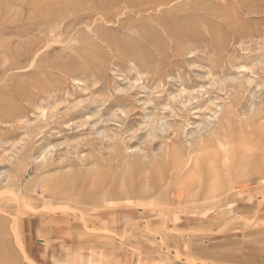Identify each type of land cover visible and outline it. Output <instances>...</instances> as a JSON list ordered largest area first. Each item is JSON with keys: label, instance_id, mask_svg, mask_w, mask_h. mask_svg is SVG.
<instances>
[{"label": "rangeland", "instance_id": "obj_1", "mask_svg": "<svg viewBox=\"0 0 264 264\" xmlns=\"http://www.w3.org/2000/svg\"><path fill=\"white\" fill-rule=\"evenodd\" d=\"M0 264H264V0H0Z\"/></svg>", "mask_w": 264, "mask_h": 264}, {"label": "crops", "instance_id": "obj_2", "mask_svg": "<svg viewBox=\"0 0 264 264\" xmlns=\"http://www.w3.org/2000/svg\"><path fill=\"white\" fill-rule=\"evenodd\" d=\"M51 224L54 225V226H52L53 229L58 230V231L51 230V238L56 239V240H51L52 252L56 253V251H58V249L60 251L63 250V245L69 244V242H70V247L67 250L69 252V255H66L65 259H69V260L72 259V252L73 253L79 252L81 255H86L87 251H95L96 255H97L98 252L96 251V249L101 248L100 243L110 245L111 243H113L112 241H114V240L109 239V241L103 242L102 240H104V239H102L101 241L97 242L96 241L97 239H101L103 237L95 234V235H84V236H82L81 239H83V240L80 242V236L81 235L79 234V227H77V224H74L75 227H73V223H71L68 219H66V221H63L62 225H60V223L53 221V220H51ZM66 225H67V227H66ZM63 227H66L65 230L60 232L59 228H63ZM41 228H45V226H41ZM66 233H68L69 235H67ZM38 234H39V237L42 238L40 233H38ZM59 237H64V238H62V240H60V239H58ZM66 237H68V238H66ZM75 239H76V242L74 243V245H72L73 240H75ZM77 240H79V241H77ZM39 241L43 242V244H49V241H46V239L39 240ZM58 246H60V248ZM31 253L35 254L34 251ZM31 255H33V254H31Z\"/></svg>", "mask_w": 264, "mask_h": 264}, {"label": "bare ground", "instance_id": "obj_3", "mask_svg": "<svg viewBox=\"0 0 264 264\" xmlns=\"http://www.w3.org/2000/svg\"><path fill=\"white\" fill-rule=\"evenodd\" d=\"M93 1V0H92ZM111 2V1H110ZM115 3V2H114ZM33 4V3H32ZM72 4H74V2L72 3ZM77 4V3H76ZM106 4H107V0H106ZM66 5V4H65ZM33 6V5H32ZM108 6V5H107ZM35 7V6H34ZM72 7H73V5H72ZM90 7V6H89ZM113 7V6H112ZM35 9H36V7H35ZM71 9V8H70ZM75 9H76V7H75ZM39 11V10H38ZM37 14V13H36ZM39 14V13H38ZM37 16V15H36ZM40 16V15H39ZM30 19V18H29ZM34 19H36V18H34ZM30 20H32V19H30Z\"/></svg>", "mask_w": 264, "mask_h": 264}]
</instances>
